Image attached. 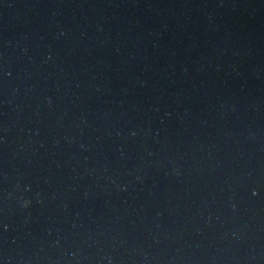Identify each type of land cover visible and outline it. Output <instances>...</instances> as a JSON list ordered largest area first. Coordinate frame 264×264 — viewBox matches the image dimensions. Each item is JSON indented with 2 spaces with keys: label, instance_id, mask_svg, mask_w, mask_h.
<instances>
[{
  "label": "water",
  "instance_id": "water-1",
  "mask_svg": "<svg viewBox=\"0 0 264 264\" xmlns=\"http://www.w3.org/2000/svg\"><path fill=\"white\" fill-rule=\"evenodd\" d=\"M0 264H264V0H0Z\"/></svg>",
  "mask_w": 264,
  "mask_h": 264
}]
</instances>
